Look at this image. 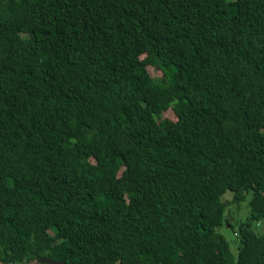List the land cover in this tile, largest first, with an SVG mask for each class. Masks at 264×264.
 Returning <instances> with one entry per match:
<instances>
[{
  "label": "trees",
  "instance_id": "obj_1",
  "mask_svg": "<svg viewBox=\"0 0 264 264\" xmlns=\"http://www.w3.org/2000/svg\"><path fill=\"white\" fill-rule=\"evenodd\" d=\"M261 220L264 0H0V261L264 264Z\"/></svg>",
  "mask_w": 264,
  "mask_h": 264
},
{
  "label": "rangeland",
  "instance_id": "obj_2",
  "mask_svg": "<svg viewBox=\"0 0 264 264\" xmlns=\"http://www.w3.org/2000/svg\"><path fill=\"white\" fill-rule=\"evenodd\" d=\"M155 71H156L155 69L150 68V74L152 77L157 75V73ZM145 96H148V94H145ZM167 115H169V114H167ZM229 194H230L229 192L224 194L225 200L230 199L231 195H229ZM246 201H244L240 204L244 208H246L245 212L243 213V211H242L240 213V215H236V214L234 215V223H233L234 229H232L228 226H222L221 228L218 229V232H220L226 238V240L229 242L230 249H231L232 253H234V254H236V251H237V238H236L234 232L236 231L237 225L239 224V222L244 220L246 213L248 211ZM256 232L259 235H264V220H261L258 223V226H256Z\"/></svg>",
  "mask_w": 264,
  "mask_h": 264
},
{
  "label": "water",
  "instance_id": "obj_3",
  "mask_svg": "<svg viewBox=\"0 0 264 264\" xmlns=\"http://www.w3.org/2000/svg\"><path fill=\"white\" fill-rule=\"evenodd\" d=\"M37 263H39V264H64V262L53 261V260H51L49 258H45V257H42V258L38 259ZM0 264H5V263L0 261Z\"/></svg>",
  "mask_w": 264,
  "mask_h": 264
}]
</instances>
